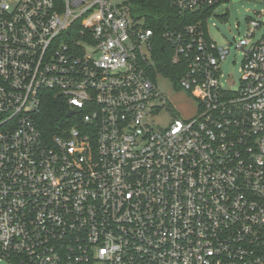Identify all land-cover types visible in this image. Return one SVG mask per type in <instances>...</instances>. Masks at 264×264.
I'll return each mask as SVG.
<instances>
[{
	"label": "built area",
	"instance_id": "1",
	"mask_svg": "<svg viewBox=\"0 0 264 264\" xmlns=\"http://www.w3.org/2000/svg\"><path fill=\"white\" fill-rule=\"evenodd\" d=\"M229 1L171 0L206 15L158 31L131 0H0V258L264 264V33L249 21L232 85L208 24ZM160 43L198 106L165 128Z\"/></svg>",
	"mask_w": 264,
	"mask_h": 264
},
{
	"label": "rangeland",
	"instance_id": "2",
	"mask_svg": "<svg viewBox=\"0 0 264 264\" xmlns=\"http://www.w3.org/2000/svg\"><path fill=\"white\" fill-rule=\"evenodd\" d=\"M219 16H212L208 21L211 38L223 47H230V54L223 63L225 78L230 76L232 85H238L243 65V54L236 47L237 42L246 37L251 29L249 21L256 19L261 27L256 29L254 39L264 33V0H230L219 8ZM227 15L226 18L221 17ZM160 90L166 95L169 105L164 107L151 120L155 128H165L176 116L188 119L198 109L196 99L181 87H176L172 79L163 74L157 76ZM172 107V110L170 108ZM0 264H12L0 258Z\"/></svg>",
	"mask_w": 264,
	"mask_h": 264
},
{
	"label": "trees",
	"instance_id": "3",
	"mask_svg": "<svg viewBox=\"0 0 264 264\" xmlns=\"http://www.w3.org/2000/svg\"><path fill=\"white\" fill-rule=\"evenodd\" d=\"M141 14L147 16V23L161 31L165 25H178L183 27L189 23H196L203 19L206 12L201 15H180L172 7L171 0H131ZM205 20V19H204ZM203 20V21H204ZM155 67L152 73L161 72L177 80L181 73L176 71V66L171 63V54L168 52L167 44L160 43L154 51ZM63 101L51 99L44 106L39 115L41 128L44 132H54L58 129L61 121L66 119L67 109L62 105Z\"/></svg>",
	"mask_w": 264,
	"mask_h": 264
},
{
	"label": "water",
	"instance_id": "4",
	"mask_svg": "<svg viewBox=\"0 0 264 264\" xmlns=\"http://www.w3.org/2000/svg\"><path fill=\"white\" fill-rule=\"evenodd\" d=\"M72 114V111L69 113V115Z\"/></svg>",
	"mask_w": 264,
	"mask_h": 264
}]
</instances>
